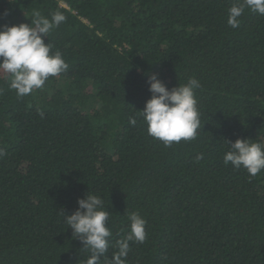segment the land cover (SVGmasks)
Here are the masks:
<instances>
[{
  "label": "trees",
  "instance_id": "obj_1",
  "mask_svg": "<svg viewBox=\"0 0 264 264\" xmlns=\"http://www.w3.org/2000/svg\"><path fill=\"white\" fill-rule=\"evenodd\" d=\"M235 2L0 0V25L62 13L44 43L69 66L24 97L0 72V264H85L63 215L88 194L110 214L100 264L132 212L147 237L126 264H264V170L223 162L237 139L264 144V15L246 9L233 29ZM153 74L168 90L200 82L196 139L164 147L147 134L135 111Z\"/></svg>",
  "mask_w": 264,
  "mask_h": 264
},
{
  "label": "clouds",
  "instance_id": "obj_2",
  "mask_svg": "<svg viewBox=\"0 0 264 264\" xmlns=\"http://www.w3.org/2000/svg\"><path fill=\"white\" fill-rule=\"evenodd\" d=\"M246 9L264 15V0H236L228 10L227 24L233 29L238 28ZM65 20L60 12L53 13L49 19L39 11H33L30 24L0 25V72L7 74L9 87L18 97L30 95L41 89L50 77L67 71L69 66L62 54L59 51L52 53L51 45L44 43V38ZM200 87L196 78H189L183 86L168 90L157 75H151L148 78L151 98L142 111H135L143 118L147 134L162 142L164 147L196 139L202 127L195 97V90ZM129 123L135 126L136 117H130ZM227 145L228 150L223 156L226 166L243 168L253 177L264 170V144L237 139ZM5 155L0 149V158ZM200 159H203L202 155L197 157ZM77 204L73 214L63 215L64 223L89 253L85 264H100L110 246L112 232L107 227L110 214L104 209V201L96 195L88 194ZM146 237L145 219L137 212L128 214L126 235L117 241V251L108 264H126L130 242L142 244Z\"/></svg>",
  "mask_w": 264,
  "mask_h": 264
},
{
  "label": "rangeland",
  "instance_id": "obj_3",
  "mask_svg": "<svg viewBox=\"0 0 264 264\" xmlns=\"http://www.w3.org/2000/svg\"><path fill=\"white\" fill-rule=\"evenodd\" d=\"M59 83H60V86L63 88H65L67 86V83L63 80H61Z\"/></svg>",
  "mask_w": 264,
  "mask_h": 264
}]
</instances>
